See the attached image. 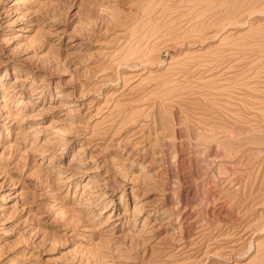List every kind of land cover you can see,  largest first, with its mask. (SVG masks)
Wrapping results in <instances>:
<instances>
[{"label":"rangeland","instance_id":"1","mask_svg":"<svg viewBox=\"0 0 264 264\" xmlns=\"http://www.w3.org/2000/svg\"><path fill=\"white\" fill-rule=\"evenodd\" d=\"M0 264H264V0H0Z\"/></svg>","mask_w":264,"mask_h":264},{"label":"bare ground","instance_id":"2","mask_svg":"<svg viewBox=\"0 0 264 264\" xmlns=\"http://www.w3.org/2000/svg\"><path fill=\"white\" fill-rule=\"evenodd\" d=\"M144 171H145V170H144ZM134 175H135V172H134ZM134 175H133V176H134ZM136 176H137V175H136ZM136 176H135V177H136Z\"/></svg>","mask_w":264,"mask_h":264}]
</instances>
